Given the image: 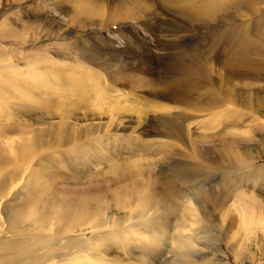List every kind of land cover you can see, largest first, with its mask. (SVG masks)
<instances>
[{
  "label": "rangeland",
  "instance_id": "obj_1",
  "mask_svg": "<svg viewBox=\"0 0 264 264\" xmlns=\"http://www.w3.org/2000/svg\"><path fill=\"white\" fill-rule=\"evenodd\" d=\"M60 118L70 142L41 150ZM9 141L46 180L2 199L5 219L88 195L85 221L114 230L121 199L151 200L127 227L136 242L109 228L107 253L53 264H264V0H0V150ZM7 155L8 173L27 165ZM169 220L190 222V257L168 251Z\"/></svg>",
  "mask_w": 264,
  "mask_h": 264
},
{
  "label": "bare ground",
  "instance_id": "obj_2",
  "mask_svg": "<svg viewBox=\"0 0 264 264\" xmlns=\"http://www.w3.org/2000/svg\"><path fill=\"white\" fill-rule=\"evenodd\" d=\"M121 123L122 121H119L117 125H120ZM173 125L176 124H167L170 129ZM53 126V130L61 136V139H57V141L54 144L52 143V145L51 143L43 142V139L37 138V136L40 137L37 135V139L35 141L41 150H44L45 147L55 148V146H63L70 142L67 140L68 138L66 139L64 137V134H66L68 129H70L71 122H68L66 119H61L60 121L54 122ZM92 126H95L98 131L100 123H95ZM181 129L179 124H177L176 127H173V130L175 131L174 134L176 135L177 132L181 131ZM40 134H42V132H40ZM24 144L23 147L28 145L26 144L24 146ZM16 145L15 141H9L0 150V205L2 199L10 196L12 191L14 192L21 187L19 191L27 190L30 193L38 188V182H44V180H46V177H44L45 179L41 178L43 177L41 176L42 174H39L37 171L31 169L32 164L28 161L29 159L27 157H29L32 151L29 153V149H26V147L25 150H17L18 146ZM31 146L32 145L29 147L31 148ZM33 148H35V146ZM8 152L12 155L19 154V161L21 159H25L26 161L24 165H26V163L27 165H22L23 167L21 166L19 170H17L16 167L13 173H8L10 165L12 164L11 158L7 157ZM28 173L32 178L31 180L29 176L28 180H26L27 177L25 176L26 174L28 175ZM6 190H8V193L4 195ZM144 196L143 198H139L136 204L128 202V199L127 201L124 199L120 200L119 206H121L122 210L126 211L127 217L123 218L120 223L116 224L114 230L112 229L114 227L113 224L108 221L101 220L97 223H89L90 221H85L97 214L90 212L91 198L88 197V195L76 201H72L70 199L71 197L64 200L62 205H59V208H55L51 211L52 217H48V214H40L36 212V214H38V218L34 219L35 214H22L19 211H15L13 214L8 215L5 219L2 217V212H0V264H53L55 259L59 260L61 263L71 259H76L79 255L83 254L90 257L93 255L95 250L100 251L101 254H105L109 251L107 244L104 242L98 243V241L109 236V232L107 231L109 228L112 230L110 232L112 236L115 237L120 235L117 239L120 243L126 238V241L129 239L127 241L129 244L136 242L134 239H137L140 235L137 237L134 236V233L131 230H128L129 228L127 227H130V224L135 223V221H142L144 216L151 210V200L148 195H146V197ZM165 225L172 232H169L170 235L165 240V245H170V249L168 251L178 255L180 258L190 257V254L196 249L194 247V239L190 236V222L185 221L181 224L176 223V225L173 226V222L169 220V222H166ZM150 226L153 228V231L165 230V228H158V225L153 222H151ZM46 228H48V230H46ZM124 228L127 229L120 234V231ZM58 229L61 230L58 231ZM75 229H79L80 231L76 232L77 230ZM46 231L51 233V236H49L50 238L45 237L47 235ZM156 233L152 239L154 241H159L160 236ZM163 233L166 234L165 232ZM126 241L124 243H126ZM137 241L140 242L141 238L139 237ZM109 247L111 246L109 245Z\"/></svg>",
  "mask_w": 264,
  "mask_h": 264
}]
</instances>
